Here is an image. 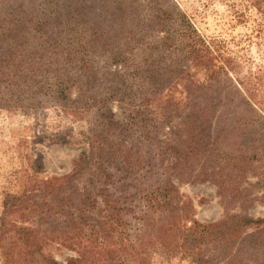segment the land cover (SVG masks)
Wrapping results in <instances>:
<instances>
[{"label": "rangeland", "instance_id": "1", "mask_svg": "<svg viewBox=\"0 0 264 264\" xmlns=\"http://www.w3.org/2000/svg\"><path fill=\"white\" fill-rule=\"evenodd\" d=\"M177 7L210 46L213 76L186 63L180 49L160 46L180 29ZM147 68L159 78L135 74ZM63 81L68 98L50 96ZM105 115L120 124L109 136L101 132ZM93 146L118 148L122 161L126 152L140 172L135 182L163 161L165 173L158 167L148 182L168 179L200 222L264 217V10L251 0H0V218L7 195L22 193L28 181L71 173ZM96 160L123 164L101 154ZM243 194L258 199L244 208ZM134 224L122 229L127 246L141 234ZM51 238L46 255L63 264L79 257L75 241ZM148 240L147 264H197L181 239L167 246ZM82 242V264H101L92 262L99 248ZM204 249L215 255L214 245ZM131 251L122 258L136 264ZM228 259L215 264H240ZM0 264H7L1 249Z\"/></svg>", "mask_w": 264, "mask_h": 264}, {"label": "trees", "instance_id": "2", "mask_svg": "<svg viewBox=\"0 0 264 264\" xmlns=\"http://www.w3.org/2000/svg\"><path fill=\"white\" fill-rule=\"evenodd\" d=\"M251 1L258 9L264 10V0ZM175 16L180 18V29L175 33L168 32L160 46L164 50L180 49L186 63L191 60L192 65L206 68L209 75L213 76L217 71L210 46L182 10L178 8ZM119 57L125 62L129 61L124 51H121ZM136 72L147 73L153 80L159 78V74L150 68L137 69ZM180 72L187 73V67ZM50 91V96L68 98L64 81L50 87ZM153 99L150 98V101ZM201 117L199 126L202 123ZM100 121L102 134L108 136L115 129L114 126L120 127L109 115L101 117ZM104 139L110 141V138ZM105 150L104 147L93 146L89 153H81L71 173L39 178L32 184L28 181L22 193L6 196L0 218V249L7 264H63L43 252L44 243L51 237L61 243L75 241V246L79 245V257L66 264H82L88 260V251L82 242L84 237L99 248V254L93 255L92 262L101 264H127L122 258L127 247L132 250L131 255L136 264H147L143 254L148 239H154L162 246L181 239L188 246L186 251H191L195 256L197 264H215L216 261H226L230 256V262L248 264L244 261L245 253L249 255L246 258L254 261L253 264H259L261 249L264 247V217L232 214L220 221L200 222L193 217L192 206L180 202L178 188L168 179L148 182L154 174L160 172L158 167L165 173L163 161L160 166L150 164L151 168L135 182L131 176L140 172L135 169L126 152L123 156L125 161H122L118 148ZM176 153L180 158L186 155L183 150L176 149ZM100 154L123 164L121 167L112 166L104 160H96ZM117 157L120 159L117 160ZM80 178L85 181L79 189ZM257 199H248L243 194L240 205L246 208L250 205L246 201L253 203ZM12 216L18 217L20 223L12 222ZM133 222L141 234L139 240L127 246L122 229L132 226ZM116 229H121L117 235L114 234ZM247 229H253L254 232L246 233ZM71 232L76 240L69 237ZM87 234L89 236H85ZM247 243L250 251L244 250L243 246ZM208 244L215 246V255L206 253L204 246ZM234 250L239 254L236 257H233Z\"/></svg>", "mask_w": 264, "mask_h": 264}]
</instances>
